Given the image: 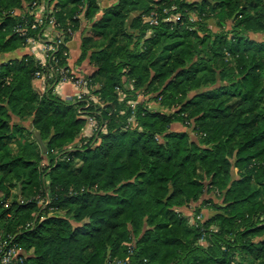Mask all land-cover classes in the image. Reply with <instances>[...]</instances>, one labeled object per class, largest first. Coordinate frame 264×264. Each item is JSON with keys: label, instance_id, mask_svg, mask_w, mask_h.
<instances>
[{"label": "trees", "instance_id": "1", "mask_svg": "<svg viewBox=\"0 0 264 264\" xmlns=\"http://www.w3.org/2000/svg\"><path fill=\"white\" fill-rule=\"evenodd\" d=\"M34 1L0 0V55L23 48ZM44 1L111 104L88 108L103 128L87 140L81 104L33 87L31 56L0 64L1 233L24 264H264V0ZM115 89L165 112L139 104L132 128Z\"/></svg>", "mask_w": 264, "mask_h": 264}, {"label": "rangeland", "instance_id": "2", "mask_svg": "<svg viewBox=\"0 0 264 264\" xmlns=\"http://www.w3.org/2000/svg\"><path fill=\"white\" fill-rule=\"evenodd\" d=\"M189 2H192V1H195V0H187ZM41 2V0H40ZM55 12H57V10H55ZM20 13L19 11H16V14ZM49 14V13H48ZM55 14H53V16L55 17ZM29 16L32 17V15L29 14ZM45 17L47 18V14L43 17H41L42 19V24H44L42 30L41 28H39L37 30L36 33H34V37L36 36H40L42 34V31L45 29L48 30V35H49V43L50 42H54L56 44L58 43H64V45H60L57 47V45H53V47H50V48H53L54 49V52H53V55L51 56L50 53H47L48 56H50L51 58L47 59V65L45 64L44 67H40L42 65H40L38 63V55L36 56V54L40 53V49H36L34 48L33 44L31 41H28L29 39H27L28 43L26 42V37H24V44H23V48H20L18 50H22L23 51V54L21 56H18V55H11V56H6V57H0V64L1 63H4L8 60H11V59H21V57L23 55H29L31 56L35 63L39 66V69L36 70L33 74V87L40 93V94H43L45 93L46 91H51V94H53L54 96L62 99V100H65L67 101L65 98H66V95H65V89L66 88H70V90L72 91V94H73V101H67V102H71V103H76L75 102V94H76V89L74 88L73 86V81L72 80H69L68 82H66L65 84H59L58 85V81L60 80V75L58 74H54L52 72V69H55V70H60L61 73H66L67 77L70 78V77H85L83 74L79 73V71H77V69L73 66V64L70 62L69 63V54H68V51H65L64 49L67 47L68 49V46L69 44L71 43L72 41V38L70 39V36H68V32L66 34V29L69 28V26L67 25L66 28L62 27V26H59L58 29H50L49 25L47 24L46 25V22H45ZM155 16H144V21L147 23L151 20H155V18H153ZM81 18H83V16H81ZM167 21H173V22H176L179 20V15L178 14H173L171 15L170 17H168L166 19ZM190 20L192 21H195L196 20V17H194V15H191L190 16ZM157 21V19H156ZM210 21V18H208L207 16L203 18V22H209ZM59 24V23H57ZM60 25V24H59ZM49 27V28H47ZM219 28V27H218ZM217 27H212L211 30L213 32H218L219 29ZM41 30V31H40ZM128 32H130V30H128ZM35 37V38H36ZM16 50V51H18ZM15 53V52H13ZM67 53V55H66ZM12 54V53H11ZM32 54L34 55V57L32 56ZM80 55V54H79ZM17 56V57H15ZM64 56H65V62L64 64L60 65L59 62H60V59H64ZM51 59H53V62H51ZM86 60V59H85ZM72 65V66H71ZM86 78V77H85ZM88 79V78H87ZM91 81V80H90ZM92 83V82H91ZM95 87H97V84L94 85ZM127 86V85H126ZM125 86V87H126ZM127 89L129 91L133 90V86L132 85H128ZM115 93L117 95V98H118V102L121 103V102H124L126 107H128V104L130 102H133V103H136V106L139 105V104H144L145 106L148 107V109L154 113H157V112H165V108L166 106H163L162 104H160V101L157 100V101H152V100H149L148 101V96H145L143 95V93H137V97L136 99L133 101V100H129L127 99L126 100V97L128 96L127 93H124L123 91H121V89H115ZM92 94V93H91ZM65 95V96H64ZM96 98L95 99L94 97H92L93 99L97 100V103L94 104L93 106H99L100 108L106 106L108 103L111 104L110 102H105L103 103L102 100L100 99V94H96ZM131 99V98H130ZM136 106H135V110H136ZM99 114H100V111H97ZM122 112V111H121ZM120 112V113H121ZM136 112V111H135ZM134 112V115H130V117L128 118L127 120V123H128V126H131L132 128H134L136 125H137V122H136V119L134 118L136 113ZM76 114H78V109H77V112ZM110 114V113H109ZM122 114V113H121ZM79 116V115H78ZM97 121V119H96ZM106 122V120L104 121ZM29 130L32 129V126H31V119L29 120H26L24 123H23ZM97 124H98V129L101 128V123H99V120L97 121ZM87 127V122L85 121V124L83 126V128L81 129L80 132H83L85 130V128ZM103 128V126H102ZM126 128V127H125ZM170 130L173 131V132H183V131H187V128H184L183 125L181 123H173L172 126L170 127ZM99 133L96 134V136L98 137ZM95 137V136H94ZM95 137V140H98V138ZM99 141H97L98 143ZM11 147L13 149V151H16V148L13 144H11ZM56 152L54 151V153L51 155V157H54L56 156ZM60 157V155H58L56 158ZM56 158H54L56 160ZM79 161H76L75 163V168H77L79 166ZM23 197L20 198V200L22 199ZM208 199H210L213 203H218L220 200L219 198L216 196V194H210L208 197ZM48 203V201H46V203H44L45 205ZM182 212L189 218V221H188V224L189 225H194V218H193V211L192 209H188V210H182ZM215 214L214 211H212L211 209L209 208H203L200 212V215H198L196 217L195 220H199L201 223L205 222L206 220L210 219L213 215ZM2 222H0V235H2ZM214 226H211V229H213ZM199 243L200 244H205L204 240L201 239L199 240Z\"/></svg>", "mask_w": 264, "mask_h": 264}, {"label": "built area", "instance_id": "3", "mask_svg": "<svg viewBox=\"0 0 264 264\" xmlns=\"http://www.w3.org/2000/svg\"><path fill=\"white\" fill-rule=\"evenodd\" d=\"M49 13V14H48ZM55 13V9L53 8L52 4H49L48 2L41 0V2L34 1L29 8V14L32 15V22L29 25V28L27 26L23 27H17L16 32L21 36V37H26V42L31 41L34 48L40 49V53L36 54L38 55V66L44 67L45 64L47 65V59L51 58L48 56L47 53H50V55H53L54 49L50 48L53 47V45H64V43H54L48 41L49 35H48V30L45 29L42 31V34L40 36H33L28 34V30L30 29L31 31L37 32L39 28H43L44 24H42V18L47 14V18L45 17V22L46 25L48 24L50 29H58L59 24H57V21L53 14ZM155 18V17H153ZM152 19V18H151ZM148 22L151 25H154L157 23L156 18L155 20H151ZM47 27V28H49ZM40 30V31H41ZM68 32V34H67ZM66 34L70 36V39L74 37L75 33L71 30V28L66 29ZM27 39H29L27 41ZM67 49V47L65 48ZM67 51V50H66ZM67 55V53H66ZM34 57V55L32 54ZM65 57V56H64ZM51 62H53V59H51ZM52 72L56 75H60V80L58 81L59 84H65L69 80L73 81V86L76 89V94H75V102L81 104V106L78 109V115L80 118L85 119L87 122V127L83 131V137L85 139H91L96 134L100 129H98V124L96 121V116L99 115L98 112H91L88 111V108L91 107L92 105L97 103L96 94L94 93V90H96V87L91 83L90 79L87 77H70L68 78L66 73H61L60 70H55L52 69ZM35 78V77H34ZM92 93V94H91ZM94 97L95 99H93ZM135 106L136 103L130 102L128 104V108L131 110V114L134 115L135 112ZM94 137V138H95ZM15 237L10 236V235H0V264H24V259L22 256V249L21 247L15 242Z\"/></svg>", "mask_w": 264, "mask_h": 264}, {"label": "crops", "instance_id": "4", "mask_svg": "<svg viewBox=\"0 0 264 264\" xmlns=\"http://www.w3.org/2000/svg\"><path fill=\"white\" fill-rule=\"evenodd\" d=\"M118 0H102L101 1V7L102 8H107L110 7L112 5H114ZM79 45H80V40L79 37H76L72 39L71 43L68 46V56H69V63L71 62L73 64V66L77 69V71H79V73L85 75L88 74L91 70L89 67V61L88 59L84 60L81 64H77V59L80 56V51H79ZM18 55L21 56L23 54L22 50H18L15 51V53H10V54H2L0 55V57H6V56H11V55ZM17 57V56H15ZM72 66V65H71ZM65 95H66V100L67 101H73V94L72 91L70 90V88H66L65 89ZM64 95V96H65Z\"/></svg>", "mask_w": 264, "mask_h": 264}, {"label": "water", "instance_id": "5", "mask_svg": "<svg viewBox=\"0 0 264 264\" xmlns=\"http://www.w3.org/2000/svg\"><path fill=\"white\" fill-rule=\"evenodd\" d=\"M35 138L37 140V143H38L40 149L42 150V153L45 154L46 153V146L43 143V141L41 140L40 134L38 132L35 133Z\"/></svg>", "mask_w": 264, "mask_h": 264}]
</instances>
